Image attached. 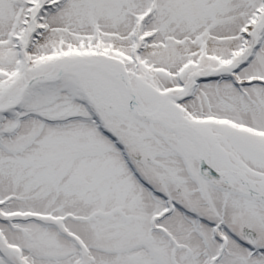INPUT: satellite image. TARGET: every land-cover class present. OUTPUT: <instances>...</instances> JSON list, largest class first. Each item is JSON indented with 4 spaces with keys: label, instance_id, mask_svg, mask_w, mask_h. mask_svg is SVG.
Instances as JSON below:
<instances>
[{
    "label": "snow or ice",
    "instance_id": "1",
    "mask_svg": "<svg viewBox=\"0 0 264 264\" xmlns=\"http://www.w3.org/2000/svg\"><path fill=\"white\" fill-rule=\"evenodd\" d=\"M0 264H264V0H0Z\"/></svg>",
    "mask_w": 264,
    "mask_h": 264
}]
</instances>
